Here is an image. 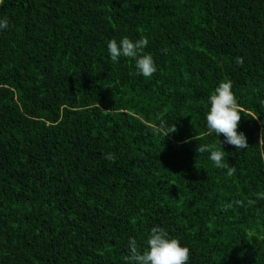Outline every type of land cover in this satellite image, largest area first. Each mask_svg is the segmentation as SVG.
<instances>
[{
  "label": "trees",
  "instance_id": "16d2710c",
  "mask_svg": "<svg viewBox=\"0 0 264 264\" xmlns=\"http://www.w3.org/2000/svg\"><path fill=\"white\" fill-rule=\"evenodd\" d=\"M0 18V264H125L154 226L189 264H264V0H0ZM122 37L148 40L150 78L108 58ZM225 80L243 151L205 134Z\"/></svg>",
  "mask_w": 264,
  "mask_h": 264
},
{
  "label": "clouds",
  "instance_id": "9594fccd",
  "mask_svg": "<svg viewBox=\"0 0 264 264\" xmlns=\"http://www.w3.org/2000/svg\"><path fill=\"white\" fill-rule=\"evenodd\" d=\"M8 27L7 20L0 18V31L6 30ZM147 45L148 40L144 37L135 40L128 37H122L119 40L113 39L107 43L108 58L114 64L118 63L121 58L131 59L134 61L135 74L143 78H150L157 71V67L153 56L143 53ZM162 51L166 54L168 50L163 49ZM236 63H243L242 58L237 57ZM207 103L209 107L204 117L205 134H215L218 138L222 134L224 144L234 146L237 151L245 150L248 147L247 139L242 131L237 130L241 112L232 91L231 81L220 82L215 87L213 94L209 96ZM261 103L264 104V101ZM153 132L154 134L163 132L165 136L169 134L164 121H161L159 126L153 129ZM219 147L222 148L220 140ZM196 152L208 153L207 159L216 168L226 169L228 175L234 173L235 169L226 167L224 163L225 151L214 150L208 144H200L197 145ZM104 158L112 160L113 155L106 153ZM127 248L125 264H189V248L182 245L177 238L171 237L164 228L159 226L151 228L143 251L139 250L135 238L128 239Z\"/></svg>",
  "mask_w": 264,
  "mask_h": 264
}]
</instances>
